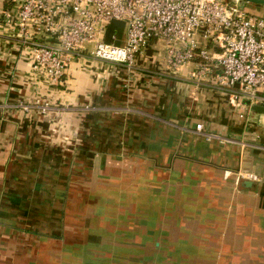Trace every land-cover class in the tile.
<instances>
[{"label":"crops","instance_id":"0c3cea01","mask_svg":"<svg viewBox=\"0 0 264 264\" xmlns=\"http://www.w3.org/2000/svg\"><path fill=\"white\" fill-rule=\"evenodd\" d=\"M7 6L0 0V264H35L36 256L58 255L52 241L94 236L110 243L88 264H172L186 249L187 226L171 224L162 204L184 199L163 203L169 197L157 187L166 180L177 190L185 175L209 186L202 223L218 233L204 238L218 241L230 264H264V113L210 75L197 77L195 62L168 67L159 39L131 66L94 58L88 43L65 84L53 86L34 74L17 32L4 24ZM111 27L123 42L126 23ZM240 170L260 180L236 188ZM101 208L122 217L109 220ZM118 223H127L120 234L107 228Z\"/></svg>","mask_w":264,"mask_h":264},{"label":"built area","instance_id":"2783aa9c","mask_svg":"<svg viewBox=\"0 0 264 264\" xmlns=\"http://www.w3.org/2000/svg\"><path fill=\"white\" fill-rule=\"evenodd\" d=\"M4 24L17 32L34 74L53 86L65 84L75 54L88 43L99 60L131 66L153 39L163 42L172 69L192 62L197 77L210 75L233 99L264 105V17L223 0H5ZM126 23L118 43L113 22ZM219 47L221 51L214 49ZM214 48V49H213ZM29 111V106L24 105ZM48 106H43L46 112ZM198 123L196 129L201 131ZM205 138H222L203 133ZM236 182L259 181L238 171Z\"/></svg>","mask_w":264,"mask_h":264},{"label":"rangeland","instance_id":"374dc122","mask_svg":"<svg viewBox=\"0 0 264 264\" xmlns=\"http://www.w3.org/2000/svg\"><path fill=\"white\" fill-rule=\"evenodd\" d=\"M223 1L228 2V3H237V2L239 4L242 3L244 5V8L249 13H253V14L264 17V5L254 4L250 2H242L241 0H238V1L237 0H223ZM165 178L169 179L168 177H165ZM243 181H246V180H243ZM243 181H239V182L235 181L236 188L241 187L244 183ZM177 184H178L177 190H175V188L172 186V182H169L166 180L162 182L161 186L159 185V187H157L158 190H163L164 195H167L169 197L167 199L165 198L166 200L162 201L163 203H169L170 196H173V197L183 196V199H184L180 201L177 200L176 204L173 206H170L169 204H165V205L162 204L164 206L162 210L164 211L166 215V219L172 220L171 224H173L175 227H178L177 229L181 228L182 226L183 227L187 226L185 229V232H182L183 237H182V243H181L183 247H186V249L184 250V252L182 251L183 253H181V255H177V256L171 255L174 258V260L172 261V264H230L227 261L229 260V258H223L222 256H220L219 250H218V241L216 244H213L212 242H209L208 239L206 240L204 238V236L210 237L213 239L217 238V233H218V230H217L218 225L216 224L204 225L202 223L204 221V219L202 218V215H203V212L206 211V208L202 206L206 204L205 202L208 201V198H205L203 196V193L201 192L202 190L207 191L208 194L207 193L206 194L210 196L209 189H208L209 186L208 185L205 186V184L202 182V179H198L195 176L193 177V175L189 177L186 175L178 177ZM188 184L190 186L189 188H186ZM186 190L189 191L188 200L186 198V193L184 192ZM135 193L136 191L135 192H132V191L124 192L122 196L127 197L129 194H135ZM117 199L122 200L118 197L116 198V200ZM152 199L153 197H151V199H148V200L151 201ZM110 202H111V199L107 201V203H110ZM154 202L159 203L161 201L160 200L158 201V199H155ZM134 209L135 208H133V210ZM119 210L120 209H114V208H107V209L101 208L100 214L102 215L105 214L107 218L109 217V220L117 221L118 217H122V214H123L122 212H119ZM135 210L138 211V209H135ZM126 225L127 223L125 224L118 223L115 226L108 225L107 228L114 229L120 234L123 231V229L126 228ZM191 230H192V233L190 235ZM93 231L95 230L92 229V233H94ZM154 241L155 242L158 241L160 243L162 242L160 238L155 239ZM102 243H104L105 244L104 246H106L107 244L110 243V240L105 239L103 237H99L98 239H96V237L94 236V238L88 239L83 243L81 241L69 240V239L63 240L61 242L57 241L56 243L52 241V244H51L52 250L53 252L58 251V255H51L50 257L42 256L39 258H37L36 256L35 264H46L48 262V259L51 260V264H64V262L66 264H88V261L91 260L92 255L96 256L95 249L100 244L102 245ZM203 247H207V248L204 249ZM59 250H62L64 253L59 254ZM76 250L81 253L76 254L75 253Z\"/></svg>","mask_w":264,"mask_h":264},{"label":"water","instance_id":"95a60500","mask_svg":"<svg viewBox=\"0 0 264 264\" xmlns=\"http://www.w3.org/2000/svg\"><path fill=\"white\" fill-rule=\"evenodd\" d=\"M241 1L242 2H250V3H254V4L264 5V0H241ZM238 5H239L240 8H244V5L242 3L241 4L238 3ZM252 108L254 110L258 111V112L264 113V105L254 104Z\"/></svg>","mask_w":264,"mask_h":264},{"label":"trees","instance_id":"16d2710c","mask_svg":"<svg viewBox=\"0 0 264 264\" xmlns=\"http://www.w3.org/2000/svg\"><path fill=\"white\" fill-rule=\"evenodd\" d=\"M110 31H113V28L110 26Z\"/></svg>","mask_w":264,"mask_h":264}]
</instances>
